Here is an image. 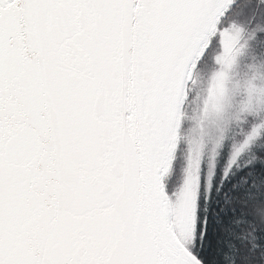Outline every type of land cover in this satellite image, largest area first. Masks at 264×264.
Returning <instances> with one entry per match:
<instances>
[{"label":"snow or ice","instance_id":"1","mask_svg":"<svg viewBox=\"0 0 264 264\" xmlns=\"http://www.w3.org/2000/svg\"><path fill=\"white\" fill-rule=\"evenodd\" d=\"M214 49L264 83V0H0V264H264V112L176 136Z\"/></svg>","mask_w":264,"mask_h":264},{"label":"rangeland","instance_id":"2","mask_svg":"<svg viewBox=\"0 0 264 264\" xmlns=\"http://www.w3.org/2000/svg\"><path fill=\"white\" fill-rule=\"evenodd\" d=\"M229 42L227 37L223 38L222 47H227ZM222 57L224 52L214 53L212 61L205 65V72L192 81V96L187 100L188 108L185 109L184 122L179 131L181 138H178L183 144L181 155L188 165L199 167L201 162L216 160L225 147L224 141L228 134L215 126L217 106L223 105L236 112L238 115L234 123L244 119L240 113H250V104L253 109H264V98L258 92L259 88L264 87V83L254 82L246 86V81L251 77L248 71L251 64L245 65L243 58L236 59L235 54L230 59L224 57V63L219 64ZM190 69L188 79L191 76ZM184 95L185 93L182 99ZM233 142L234 138L231 139V143Z\"/></svg>","mask_w":264,"mask_h":264},{"label":"trees","instance_id":"3","mask_svg":"<svg viewBox=\"0 0 264 264\" xmlns=\"http://www.w3.org/2000/svg\"><path fill=\"white\" fill-rule=\"evenodd\" d=\"M219 50H213V53L212 54H210V60L209 61H205L200 67H196L195 66V63H193V67L190 69V71H191V76H190V80H191V84H189L188 86H187V91L186 92H184L185 93V97H183V99H182V108L180 109V113H182L181 114V116L184 118V112H185V109L186 108H188V99H190L191 98V96H192V90H191V85H192V81H193V79L194 78H196V76H198L199 74H203L204 72H205V70H206V67H205V65H206V63L207 64H209L211 61H212V59L214 58H212V56H213V54L215 53H217ZM215 56V55H214ZM219 64H221V62H219ZM194 69V70H193ZM253 112H264V109L263 110H257V109H253L252 107H251V111H250V113L249 114H251V113H253ZM181 120H182V118H180V122H179V129H178V131H177V138H181V134H180V130L182 129V126L180 125V123H181ZM240 121V119L237 121V123ZM227 139H229V137L227 138ZM234 143H236V141H235V139H234V142L232 143V144H234ZM222 150H226L225 149V147L222 149ZM221 153H219V155H220ZM218 155V156H219ZM215 163H216V160H206L203 164L204 165H206V167L208 168V170H209V172H211L213 169H214V166H215ZM191 166V165H190ZM198 168V167H197Z\"/></svg>","mask_w":264,"mask_h":264},{"label":"water","instance_id":"4","mask_svg":"<svg viewBox=\"0 0 264 264\" xmlns=\"http://www.w3.org/2000/svg\"><path fill=\"white\" fill-rule=\"evenodd\" d=\"M182 96H183V94H182ZM179 115H180V110H179V112H178V117H177V127H178ZM176 134H177V133H176Z\"/></svg>","mask_w":264,"mask_h":264}]
</instances>
